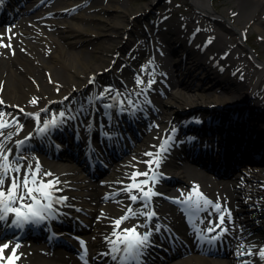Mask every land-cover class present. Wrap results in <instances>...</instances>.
Listing matches in <instances>:
<instances>
[{"label":"bare ground","instance_id":"6f19581e","mask_svg":"<svg viewBox=\"0 0 264 264\" xmlns=\"http://www.w3.org/2000/svg\"><path fill=\"white\" fill-rule=\"evenodd\" d=\"M40 0H26V2L37 3ZM83 0H59L58 2L52 4H47L44 8L43 13L39 15L33 14L32 17L34 20L37 19L36 26L29 22L32 21L25 17L22 19L19 17L17 21H14L13 24H18L14 26L11 23L2 25V29L6 33H0V99L4 101L3 105H0V111H3L6 114L18 115L20 120L26 119V123L23 125L22 131L19 135H13L12 140L8 143L7 147L12 149L13 155L10 156V161L17 156H23L26 152L22 150L25 149L27 141L20 146L19 151H17V146L15 141L22 140L25 138V134L30 133L31 131L35 132L37 138L44 137L45 133L39 132V127L43 125L44 121L49 120V118H44L42 115L43 109H46L53 101H61L64 103L65 96L68 95L70 98H75L77 94L81 95L85 92L87 87H91L93 90L94 87L97 89L96 85H92L89 80L91 79H102L103 76L109 75L111 69H108V65L111 64L114 58L119 60L118 52L126 50L130 47L129 43L133 39L135 30V24L132 23L134 20L138 19V16L128 19L127 22L123 19L121 15V3L118 0H115L114 4L108 6L117 11L113 16L108 18L103 24V31L95 30L94 35H100V33H105L108 35L104 45H96L90 52L84 53L82 50L75 51L72 48H66L67 44H76L81 41L83 24L80 22L79 17H91L94 14L83 12L81 14H75L72 17H68V11L73 10L77 7ZM195 9L199 10L201 13L206 15L208 18L220 22L221 25L231 34L234 41L242 43L240 46L245 52H248L252 55L251 59L257 60L259 66L256 69L257 79L255 82H241L237 79V76H231V71L225 69L221 72L217 67L213 65V61L216 58L208 60L207 52L204 54L200 52V49L196 48L193 44H188L187 35L183 33V30L176 31L170 29L166 34L167 42L169 41L171 46H179L180 52L176 58H171L176 61V70L177 74H180V78L184 80L186 85L182 91H163L164 96L161 97L160 103L155 104V112L158 114L160 120H163V126L167 127L170 123L171 118L176 110L179 107L185 106H200L204 108L205 105L209 103H216L220 105L218 108H213L208 110L205 107V110L202 112L211 114L213 117H218L223 123H226V120H229L228 128L237 127L241 128L243 131H251L256 133L261 138H264V117L263 120L259 118L247 115L246 118L243 117V120L233 122L230 117L226 114L229 110L227 109L228 104L237 100L239 98H250L249 103H252V100L255 101L253 105H257L258 109L262 112L264 111V90L261 89L260 82L263 81L264 77V61H260L256 54L251 50H248L247 46L244 44V36L242 35L239 22L253 20L254 26L259 30L264 36V19L262 18V13L264 12V0H237L236 3V12L234 18L229 17L228 15L223 14L221 11L217 10L212 0H190ZM21 0H0V9L11 10L19 12L21 9L26 11L24 5H21ZM154 1H151L147 8L153 6ZM28 8V7H27ZM66 9H69L65 11ZM125 14V11L122 10ZM133 14V12L131 13ZM126 15V14H125ZM25 16V15H23ZM128 16V15H127ZM130 16V14H129ZM134 16V14H133ZM33 20V21H34ZM125 20L126 25L123 24ZM42 22H48L50 25L55 26L56 29L48 32ZM247 22V23H248ZM11 24V25H10ZM129 24H131L129 26ZM16 27L21 29L18 31V35L12 36L8 33L16 31ZM188 29V28H187ZM121 33L120 38L116 40L114 36L117 33ZM116 34V35H115ZM125 34H128L125 37ZM41 35L42 39H46L50 43L48 56L44 55L45 46L40 44L37 39L33 42V37ZM112 36V37H110ZM113 38V39H112ZM20 42V43H19ZM27 45L30 47L28 53H24L16 48L15 44ZM72 43V44H71ZM8 51L6 53V49ZM42 48V50L40 49ZM15 48V49H14ZM145 52V51H144ZM210 55V53H209ZM112 61L110 62V60ZM215 62V61H214ZM106 63V64H105ZM225 61H222L221 64H225ZM59 64L63 65L68 69V80H65L61 77L60 72H58L54 65ZM81 64V66H79ZM228 66V65H227ZM37 69L47 77H50L53 80V83L57 87V91L53 92L50 90L46 84L39 80L35 73ZM108 69V70H107ZM228 70V71H227ZM72 72L74 74H72ZM29 76L33 77L34 81L29 80ZM207 80L204 82V79ZM213 80H217L220 85H226L227 90L225 91H207V87ZM36 85V86H35ZM105 89L111 88L110 84L104 85ZM112 89V88H111ZM154 90H161L162 88L156 84L154 85ZM258 89V91H256ZM40 91L38 94L37 91ZM127 91L119 95L117 100H113L111 97L117 94L112 92L105 96L103 99L109 104H113L112 108L106 110V115H119L122 111L126 109H132L133 107L127 104V99L131 98L134 101V104L138 103V106H143L147 111L149 109L146 107L149 103V93H153L155 96V91H147L148 95H136L140 93L138 91ZM131 93V94H128ZM256 95L254 98V95ZM99 96V95H97ZM34 97L37 100L36 104L28 103L27 99ZM70 99L66 101L69 107L65 106L64 108L58 109L52 113V119L58 118L60 112H65L66 116H73V118L64 119L61 124L62 127H65L66 124L71 126H76L79 123L80 131H88L91 128L102 127L106 122H112L108 118L101 119L98 113L100 108H104L101 105L104 103L100 99H96L95 106L90 105L89 110L80 109L78 101L75 102V99ZM119 101L124 102L123 110H121ZM54 103V102H53ZM92 103V102H91ZM66 104V105H67ZM11 105H16L17 107L13 112H10L8 108ZM78 105V106H77ZM161 105V106H160ZM73 106H77L76 109H72ZM20 109H23V112H20ZM105 109V108H104ZM7 110V111H6ZM136 110V107L131 111ZM203 110V109H202ZM104 110H102L103 112ZM154 113V110L151 111ZM217 112V113H216ZM36 113H39V124L35 118ZM105 114V113H104ZM155 114V113H154ZM246 113L244 112L243 115ZM11 116H5L0 119H9ZM102 116H104L102 114ZM100 118V119H99ZM177 119V118H174ZM116 123L113 127L116 132L124 130L128 126L129 122ZM248 123L249 127H246ZM163 127V129H164ZM57 130V129H56ZM55 130V131H56ZM111 132V130H107ZM212 134L205 133L202 138V141L199 143L203 147L205 144L203 140L207 139L210 144H213V149L215 144L218 143V150L214 151L217 158L224 154V158L229 159L234 158L238 163H247L246 160L250 161V155L253 151L251 146L240 144L234 142L231 135H224L223 131L213 128L211 130ZM5 134L8 132L15 133L16 128H6L4 129ZM163 132V130H161ZM48 140L58 142V137L55 136L54 131H49ZM216 135H219L218 140H216ZM163 134L156 133L151 131L149 138L142 141L137 149L134 150L133 158H137L133 165H125L121 168H115L109 171L107 175L102 176L97 180L93 175H85V172H78L80 167L73 162H55L51 159H46L51 165L54 166L47 169L53 170V176H57L60 184L58 187L62 188L63 191L56 192V196H65L68 200L65 204L55 205L57 209V216H63L68 218L69 224L76 226L80 230L85 232H90L88 235L92 238V244L96 252L94 264H113V261L110 257L101 256V253L107 252L111 248V244L108 243V240H117V236H113V232L116 231L114 228V221L116 219L122 218L128 206L131 204V201L128 199V196L121 189L130 183L128 177L131 173L137 169L141 172L146 171L148 165L143 163V161H148L149 156H146V152L156 153L159 145H161L165 138L162 137ZM67 141V140H66ZM71 141V140H70ZM87 142V140L85 139ZM60 142V141H59ZM50 144V143H49ZM199 144V145H200ZM51 145V144H50ZM63 147V146H60ZM245 148V149H244ZM63 149L65 156H70V148ZM68 150V151H66ZM215 150V149H214ZM234 150H239L242 153V156H237ZM232 153L234 155H232ZM167 155L162 154L159 168L155 170L163 171L167 175H172L174 178L181 180V183H187L190 187L189 190L187 186L179 184L175 187H169L163 182H155L154 191L157 195L153 196V200L159 202L163 198H172L173 193L179 191V195L184 197L188 196L189 193L193 192L195 182H200V193L207 194L213 199H219L214 194L221 199H227L231 205V219L238 222L237 233L246 235V240H242L245 246L254 245L256 248L264 247V244L259 238L261 235L264 238V165L263 167H255L245 169L244 173L236 172L234 176L227 178H222L220 181H216L213 177H216V173H208L207 169L200 165L196 164H182L181 157L173 154L169 150L166 152ZM24 157V156H23ZM243 158V161L242 159ZM219 162V161H218ZM234 161H230V167L233 165ZM260 162H264L263 159ZM59 165L68 164L67 169ZM264 164V163H263ZM49 165V166H51ZM244 166H246L244 164ZM259 166V165H258ZM77 169V170H74ZM144 178L143 176L139 179ZM47 179H52L48 177ZM163 180V179H162ZM5 190H7L8 183L10 181L6 180ZM225 182V183H224ZM188 191V193H186ZM173 192V193H172ZM171 196V197H170ZM195 198V197H193ZM126 201L127 203L123 204L122 202ZM125 207H124V206ZM228 205L223 203L221 208L223 209ZM136 209V207H133ZM220 209V211H222ZM171 212V211H170ZM170 216H174L173 213H169ZM175 217V216H174ZM138 217H133L127 221H124L119 227L120 229L132 228L133 225H140L137 221ZM66 219V218H65ZM145 219V217H143ZM165 219V218H164ZM59 221H61L58 218ZM176 220V218H175ZM64 222V221H63ZM65 223V222H64ZM260 227V230L256 231V228ZM3 228L0 227V232ZM7 230V229H6ZM68 228L61 230L64 237V241L70 238L68 233ZM147 231L148 228L144 229ZM21 231V230H20ZM140 233H143L142 227L137 230ZM162 231H159L153 234V237H157L161 234ZM42 231L38 232V236H42ZM231 233L236 235V227L231 226ZM119 235V233H118ZM128 235V234H126ZM135 235V234H131ZM152 239V237H150ZM232 238L231 236L228 240ZM151 241V247L146 250V253L151 254L154 251L155 243ZM233 243H231V248L226 249L227 258L232 263H237V261L250 260L251 262L260 261L258 255L243 256L238 258L236 252L239 248L240 243L237 240L232 238ZM12 243L13 240H11ZM72 241V240H71ZM4 242V241H2ZM1 242V243H2ZM50 243L51 248L54 250L52 257L48 251H42L40 247H36L34 244L25 246L22 249L17 251V255L20 257L18 260L14 261V264H67L66 261L78 262L77 259L73 258L70 253H66V249L58 247V245ZM55 249H54V247ZM172 246V245H169ZM64 247V246H62ZM177 247V246H176ZM193 249L191 253L185 254L183 251H178L175 258H172V261L169 264H225V260L221 257H214L207 252L198 251L192 245L189 247ZM187 248V250L189 249ZM161 250L160 248H157ZM162 251V250H161ZM255 253V248L253 249ZM145 253L143 257L144 264L148 263L150 259L149 255ZM5 257L9 255H3ZM160 259L161 257L158 256ZM159 258L157 259L159 261ZM153 262V260H152ZM0 264H3V261H0Z\"/></svg>","mask_w":264,"mask_h":264},{"label":"snow or ice","instance_id":"6c2138e0","mask_svg":"<svg viewBox=\"0 0 264 264\" xmlns=\"http://www.w3.org/2000/svg\"><path fill=\"white\" fill-rule=\"evenodd\" d=\"M146 70L147 68L145 71ZM136 83L141 85L144 84V81L137 77ZM153 83H155V80L150 79L147 86L141 89V93L146 94ZM110 93H112V89H105L96 99L103 100L105 96ZM136 95H140V93H137ZM118 96L119 94L117 93L111 98L117 100ZM31 103L36 104L37 100L34 98ZM3 104L4 101L0 99V105ZM119 104L121 110H123L124 102L119 101ZM127 104L133 108L138 107V103L134 104V101L131 98L127 99ZM101 106L104 108H112L113 104L105 103ZM42 111L48 110L43 109ZM20 112H23V109H20ZM34 115L39 124V113ZM5 116H11V114H6L3 111H0V118ZM67 118L74 119L75 117L70 115L66 116L65 112H60L58 118L44 121L43 125L40 126L38 130L40 133H45L55 127L58 123H62L63 120ZM12 127L16 128V132H8L5 134L4 129ZM22 129L23 125L20 124L17 117H11L10 120L0 119V221H8L9 216H12L13 218L11 219L10 224L20 229L26 224H39L55 218L57 209L54 206L65 204L68 200L65 196L55 195L56 192L63 191L62 188L58 187L60 181L58 178L53 177L51 172H42L39 161L36 162L34 168L31 163L24 168L22 163L24 157L22 155L15 157L10 161V156L13 155V152L10 147H7V145L12 140L13 135H19ZM172 131L174 133L175 129ZM28 139H30V137L15 141L17 151H19L20 146ZM173 139L174 137L172 135L165 138L163 143L159 145L155 154L152 152H146L145 155L150 157L148 161H143V163L148 165L147 170L141 172L137 169L131 173L128 177L130 183L121 189V191L127 194L131 204L126 209L125 215L114 221V228L116 231L113 232V236H117V240L109 239L108 243L111 244V248L107 252L100 254L101 256L110 257L116 262V264H144L143 257L145 252L152 246L150 241V237L153 234L152 231H146L143 233L138 232L137 230L144 227V225H133L130 229H120L119 226L124 221L136 216H146L147 220L151 221L156 215L154 211L144 210L151 207V198L152 196L157 195L154 191L158 175L155 169L159 168L162 154L168 151L170 142ZM153 165H155V169L153 168ZM22 168H24L23 178H21L20 175ZM141 176H143L144 179H139ZM48 177L53 178L49 180L47 179ZM6 180L10 181L7 190H5ZM177 202L186 206L185 211L189 215L208 211L209 207L216 212H220L221 209L220 204L213 203L204 197L203 193L198 191V186H194L193 192L189 193L184 200ZM138 203L141 205V210L133 211V205ZM227 216L228 220L231 221L230 212L227 213ZM200 223L202 224L204 221L200 220ZM209 225L210 226L207 227V229H201L194 225V231L199 240L207 241L211 244L229 231V228L225 225L224 213L220 214L218 223L213 224L209 221ZM217 229H219V231H217ZM155 231H160L159 225H155ZM214 232L216 235H211ZM131 234H135L134 238ZM81 245L84 248L82 258L85 259V264H87V249L83 241H81ZM19 247L20 245L17 243L15 247H12L11 254L5 257L3 256V252L9 248V244L0 246V261H3V264H14V261L20 258L16 254ZM254 248L255 253L253 251ZM254 254L264 260V247L256 248L254 245L245 246L244 243L241 242L236 252L238 258L243 256L251 257ZM240 264H251V261L241 259Z\"/></svg>","mask_w":264,"mask_h":264},{"label":"rangeland","instance_id":"374dc122","mask_svg":"<svg viewBox=\"0 0 264 264\" xmlns=\"http://www.w3.org/2000/svg\"><path fill=\"white\" fill-rule=\"evenodd\" d=\"M56 1V0H55ZM119 3H121V9L118 11H121V15H123V19L127 20L134 18L138 16V19L132 23L135 24V30H136V36H134L132 42L130 43V47L126 50L120 51V60L118 63H116L115 67L113 68V71L116 73H121V82H124L121 86H123L122 89H125V86L127 87V84L133 85L137 87V91H139L143 86H147V77L150 73L163 70V68L169 69V67H172V56L176 54L174 50H171L170 48H165L164 45H167V38L163 35L162 32H158L159 29L157 26H161L160 22H163L162 27L163 28H171L180 27V23H184L189 28L193 29L197 36L204 41L203 39H207V42L210 43V46L213 50L214 55L218 57H222L226 64H229V69H232L235 66L242 65L245 66L248 70V74L254 75L255 72V65L251 63L247 57V55L244 53L242 47L239 45L238 42L234 41L231 34L221 25L220 22L214 21L210 18H208L206 15L201 13L199 10L195 9V7L192 5L190 0H118ZM154 1L153 6H150L147 8V5ZM115 0H83L79 4L78 8H76L74 11L71 10L70 14H68V17H72L75 14H81L83 12L94 14L91 17H79L80 22L83 24V31H82V37L81 41L77 42L76 44H67L66 48H72L75 51L82 50L84 53H87L91 51L96 45H104L106 40L108 38V35L105 33H100V35H94L95 30L103 31V24L105 21L113 16L114 13H117L116 10L112 8H108L109 5L114 4ZM55 3V2H54ZM213 3L217 10L221 11L223 14L228 15L231 18H234V14L237 11L236 10V3L237 0H213ZM47 2L42 3L39 6L38 13L40 11L44 10V7L46 6ZM125 11L124 12L122 11ZM236 10V11H235ZM133 12V14H131ZM130 14V16H129ZM128 15V16H127ZM262 18L264 19V12L261 14ZM131 17V18H129ZM125 20L123 21V24L126 25ZM164 20V21H161ZM248 22V21H247ZM245 21L239 22L238 26H240L242 29H244L245 35H246V43L250 45L257 56L264 61V36L259 32L258 29L254 26L253 20H249L247 23ZM150 23L153 24V28L155 31L153 43L156 47L154 50L150 51L153 52V54L150 57V53L146 52L140 57L139 61L136 63L133 62V56L132 51L133 48L138 45L139 48L146 47L148 44L145 43V37L142 35L145 31L146 25H150ZM156 24V26H155ZM131 24H129L130 26ZM42 26L46 28L48 32L53 31L56 29L55 26L50 25L47 22H42ZM143 32V33H142ZM140 33V34H138ZM116 35V34H115ZM121 33H117L116 36H114V39L116 40L120 38ZM112 37V36H110ZM33 42L37 39V41L45 46V50L40 47L42 52L44 51V55L48 56V51L50 47V43L47 42L46 39H42L41 35H38L33 37ZM113 39V38H112ZM20 43V42H19ZM15 44L16 48L24 53H28L30 50V47L27 45L22 44ZM164 44V45H163ZM6 53L8 51L7 48ZM15 49V48H14ZM1 50V49H0ZM154 55V56H153ZM154 57V58H153ZM153 59L155 61V64H149L147 61H150ZM127 63H130L128 67H125ZM106 64V63H105ZM246 64V65H245ZM81 66V64H79ZM168 67V68H167ZM54 68L60 72V75L63 79L68 80V69L59 64H55ZM147 70L145 71V69ZM171 71V69H170ZM72 74H74L72 72ZM37 78L41 81H43L46 86L50 88L53 92L57 91V87L53 83V80L50 77L44 76L39 69H37V72L35 73ZM251 75V77H254ZM137 77L144 78L142 79L144 81V84L138 85L136 83ZM29 80L32 82L34 81L33 77L29 76ZM133 82V83H132ZM161 86L167 87V82L165 84L164 81L160 82ZM168 85L174 88H184L185 86L180 84H174L171 83V81H168ZM36 86V85H35ZM120 86V85H119ZM118 87V88H121ZM262 87H264V80L262 81ZM129 87V85H128ZM120 89V91H122ZM222 86L218 84L216 81H213L209 84L207 91H223ZM183 90V89H181ZM38 94H40V91H37ZM156 103H160V101L152 97ZM34 99V97H30L27 99L28 103H31V101ZM55 104H57L54 101ZM54 103H51L49 108H47L48 111L43 112V116L47 117L50 116L54 110H57L56 107H54ZM161 106V105H160ZM16 108L15 105H11L8 110L10 112H13ZM148 108H152L149 107ZM189 107H179L178 110H176L173 114L175 118H181L183 119L186 116L183 114ZM183 117V118H182ZM155 122H161L158 115L154 116ZM152 117V121L154 119ZM27 120H20V123H25ZM182 164H185V160L182 161ZM170 183V186H173L175 184H182L181 180H178L174 178L172 181H168ZM44 250V249H43ZM8 249H6L3 253L7 254ZM9 253V252H8ZM51 255V254H50ZM52 257V255H51ZM54 257V256H53ZM52 257V258H53ZM24 261H22L23 263ZM21 263V264H22ZM67 264H78L76 262H68ZM225 264H231L228 262V260L225 261Z\"/></svg>","mask_w":264,"mask_h":264},{"label":"water","instance_id":"95a60500","mask_svg":"<svg viewBox=\"0 0 264 264\" xmlns=\"http://www.w3.org/2000/svg\"><path fill=\"white\" fill-rule=\"evenodd\" d=\"M232 107H235V105H233ZM198 109L197 107L193 108L190 112H192L193 110Z\"/></svg>","mask_w":264,"mask_h":264}]
</instances>
